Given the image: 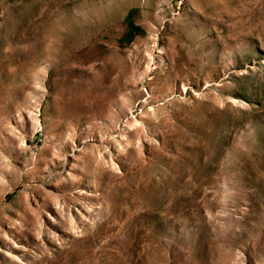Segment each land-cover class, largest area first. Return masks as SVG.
<instances>
[{
    "label": "rangeland",
    "instance_id": "rangeland-1",
    "mask_svg": "<svg viewBox=\"0 0 264 264\" xmlns=\"http://www.w3.org/2000/svg\"><path fill=\"white\" fill-rule=\"evenodd\" d=\"M0 264H264V0H0Z\"/></svg>",
    "mask_w": 264,
    "mask_h": 264
}]
</instances>
